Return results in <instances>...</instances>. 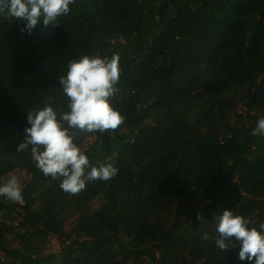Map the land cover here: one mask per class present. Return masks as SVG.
Wrapping results in <instances>:
<instances>
[{"label": "trees", "instance_id": "obj_1", "mask_svg": "<svg viewBox=\"0 0 264 264\" xmlns=\"http://www.w3.org/2000/svg\"><path fill=\"white\" fill-rule=\"evenodd\" d=\"M25 24L0 16V184L30 173L22 201L0 196V264H255L216 246L213 217L264 223V0H75L57 26ZM117 52L123 123L69 131L118 172L72 195L17 146L28 112L70 110L69 61Z\"/></svg>", "mask_w": 264, "mask_h": 264}, {"label": "clouds", "instance_id": "obj_2", "mask_svg": "<svg viewBox=\"0 0 264 264\" xmlns=\"http://www.w3.org/2000/svg\"><path fill=\"white\" fill-rule=\"evenodd\" d=\"M75 0H0V16L26 22L22 31H31L42 19L45 26H57L59 18L70 12ZM123 41V38H121ZM119 53L109 57L83 55L68 63V70L59 78L60 86L69 100V111L58 114L49 105L28 112L25 139L17 146V152L31 150L36 167L45 176L60 179V188L72 195L86 187V180L107 181L113 178L118 169L111 163H101L98 167L90 164L88 156L74 142L69 129L82 132H105L116 130L124 121L121 112L110 102V97L119 91ZM65 123L67 127H65ZM264 134V117L257 122L253 135ZM87 172L85 176L86 169ZM0 196L20 202L22 189L17 176L13 175L0 184ZM201 223L205 218L197 213ZM216 221V246L223 252L239 243V259L255 260L264 264V223L259 230L254 220L234 214L225 208L222 213L214 214ZM252 224V227H249ZM209 239L205 232L201 237Z\"/></svg>", "mask_w": 264, "mask_h": 264}, {"label": "rangeland", "instance_id": "obj_3", "mask_svg": "<svg viewBox=\"0 0 264 264\" xmlns=\"http://www.w3.org/2000/svg\"><path fill=\"white\" fill-rule=\"evenodd\" d=\"M241 93H242V91H240L238 93V96H240ZM237 109L239 112H241L242 110H245V106L243 105V102L241 100L238 102ZM235 117H236L235 113H232L230 116L231 119H234ZM13 175L18 177L19 182H20V187L22 188L24 186V184L28 181L30 173L26 169L18 168L17 170H15L9 174V178H10V176H13ZM72 225H73V219H69L67 221L65 227H66V229H70V227ZM60 248H61V241H60L59 237L55 234H52L50 237L49 249L52 251H59Z\"/></svg>", "mask_w": 264, "mask_h": 264}]
</instances>
